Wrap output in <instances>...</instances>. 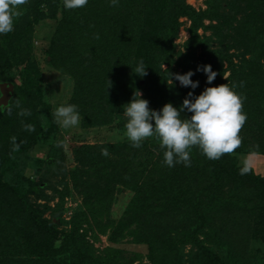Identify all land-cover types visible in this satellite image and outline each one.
<instances>
[{
    "label": "rangeland",
    "instance_id": "1",
    "mask_svg": "<svg viewBox=\"0 0 264 264\" xmlns=\"http://www.w3.org/2000/svg\"><path fill=\"white\" fill-rule=\"evenodd\" d=\"M58 1L60 5L62 0ZM151 1L150 10L155 12L148 16L159 19L141 38L139 49L144 51L156 44L157 29L164 25L165 14L157 10L164 7L168 24L175 14L172 0ZM176 4L188 9L178 19L176 37L162 53L167 61L163 63L167 64L159 65V70L153 61L150 63L152 74L158 76L162 72L159 76L163 79L154 85L155 110L159 111L167 103L174 107L182 105L192 89L180 86L169 74L182 75L191 70L195 73L191 79L196 81L206 75L196 71L198 66L202 69L203 59L217 73L211 87L214 83L230 86L229 79L235 81L240 73L257 75L259 84L264 85V26L260 17H255V11L264 12L263 0H176ZM22 10L24 13L15 22L20 27L30 12L25 5ZM60 19L58 11L55 19L39 22L33 29L30 44L25 36L13 35V31L0 38L3 45L0 59L6 63L0 65V117L8 108L12 110L7 119L0 118V137L3 143L7 142V148L0 153L3 186L0 192L6 206L12 205L17 193L23 191V199L61 231H70L75 215L84 212V217L76 221L82 236L78 248L102 258L107 251H112L113 264H152L151 258L156 264H217L219 261L211 263L209 254L224 264H264V181H260L264 179V155L248 151L210 160L198 148L191 150V157L199 167L206 166L212 175L230 180L229 186L222 190L226 195L213 205L214 209H223L224 214L217 216L218 220L231 224L225 228L227 235L223 237L224 245L220 246L217 243L222 241L218 242L217 235L209 237L212 232L218 234L214 225L211 229L209 225L202 228L193 236L197 245H191L188 226L193 220L191 204L177 203L168 193L137 201L135 193L128 189L111 187L104 191V197L85 196L75 190L72 170L78 165L75 152L80 147H116L130 143L124 135L126 117L123 114L95 127H83L82 117L78 126L69 129L54 122L52 113L58 105L71 103L75 84L72 76L50 67L53 61L47 56ZM18 46L20 52L16 49ZM21 59H29V63L16 68L14 64ZM128 77L136 81L142 76ZM127 95L133 97L132 92ZM22 109L30 112L23 116L24 120L18 114ZM183 115L190 118L191 113L185 110ZM28 125L34 131H29ZM143 144L160 146L156 137L146 139ZM258 159L263 162L260 170L255 165ZM244 169L247 171L242 174ZM104 174L110 175L109 170ZM31 190L43 192L45 198L37 199ZM180 221L183 225L179 229L183 226L185 229H178L174 234L175 224L180 225ZM147 235H152L154 255L144 240L149 239ZM184 235L187 236L178 246L177 240ZM201 248L208 252L202 253Z\"/></svg>",
    "mask_w": 264,
    "mask_h": 264
},
{
    "label": "trees",
    "instance_id": "2",
    "mask_svg": "<svg viewBox=\"0 0 264 264\" xmlns=\"http://www.w3.org/2000/svg\"><path fill=\"white\" fill-rule=\"evenodd\" d=\"M151 2L119 0L117 5H111L109 0H88L83 8L67 10L63 6V0L60 5L58 0H29L25 6L30 12L21 27L15 22L24 13L23 10L16 18L13 35L25 36L26 42L30 44L34 27L44 20L55 19L59 11L61 19L47 56L53 61L50 67L74 78L71 104L77 106L83 127L103 126L113 116L120 117L124 106L132 99L127 92H132L133 95L134 91L139 90L143 94L142 99L148 102L152 99L149 108H157L154 85L163 81L159 76L162 72H158V76L153 75L150 63L153 61L158 69L159 65L167 64L163 63L167 61L163 59L162 53L176 37L178 19L185 15L188 7L177 6L176 0H172L171 8L175 9V14L170 24L167 22L164 7L159 8L157 12L165 14L164 25L157 29L156 44L144 51L139 49L141 38L148 33V27L151 28L159 19L157 16H148L155 12L150 10ZM157 8L154 6V9ZM257 16L264 26V12L255 11V17ZM148 21L151 22L147 23ZM5 36L0 35V38ZM16 49L21 51L19 46ZM2 60L0 59V65L5 66L6 63ZM141 60L147 68L146 75L135 81L128 75H137L135 68ZM28 63L29 59H21L14 66L19 68ZM208 63V60L203 59L202 68ZM206 80V75L196 79L199 82L198 87L191 90L195 97L211 87ZM204 82L206 85H202ZM229 82L230 87L236 86V93L243 98L242 111L246 113L247 119L239 133L240 146L226 156L248 151L264 155V85L259 84L258 76L253 74L240 73L235 81L229 79ZM215 86V83L212 84V87ZM10 106L13 107L12 103ZM5 111V114H1V119H7L12 112L10 108ZM181 117L188 118L186 115ZM20 119L24 120L22 115ZM88 121L93 124H86ZM6 148L7 142L3 143V138L0 137V153L3 154ZM105 148L108 150L107 156L101 154ZM163 152L161 146L145 144L140 148H133L130 144L116 147L82 146L75 152L78 165L72 170L73 186L82 195L94 194L97 197H104V191L111 187L128 189L135 193L137 201L154 199L156 194L165 196L168 193L177 203L191 204L193 220L188 225L191 227V245H197L193 236L208 225L209 229L211 225L216 226L215 232L218 233L212 232L209 237L217 235L218 242L222 241L217 243L218 246L224 245L223 237L227 235L225 228L231 224L226 221L223 224L224 221L220 218L218 220L217 216L224 212L222 207L214 209L213 205L226 195L222 190L229 186V178L212 175L208 167H199L192 157L190 167L177 164L169 168L163 163ZM105 170H109L110 175L104 174ZM260 181L264 179L260 178ZM21 194L24 192L21 191ZM21 194L17 193L16 201L7 207L0 192V264H113L112 251H107L102 258L78 248L82 236L76 221L84 217V212L75 215L70 231H61L53 221L43 219ZM31 194L37 199L45 198L41 191L31 190ZM87 212L93 216L89 209ZM182 225L183 221H180V225L175 224L173 233ZM181 229L185 227L179 230ZM147 236L149 239L144 240L154 255L152 235ZM185 236L187 235L177 240L178 246L182 244ZM200 250L202 253L208 252L204 248ZM209 255L211 263L219 261L217 264H224L215 255ZM150 260L152 264H156L153 258Z\"/></svg>",
    "mask_w": 264,
    "mask_h": 264
},
{
    "label": "clouds",
    "instance_id": "3",
    "mask_svg": "<svg viewBox=\"0 0 264 264\" xmlns=\"http://www.w3.org/2000/svg\"><path fill=\"white\" fill-rule=\"evenodd\" d=\"M111 5H117L119 0H109ZM29 0H0V35H6L14 30V22L21 14L22 6ZM88 0H63L67 10L83 8ZM143 61H139L135 74L146 75ZM196 71L206 74L208 84L217 76L210 65H205ZM195 73L169 74L182 87L196 89L199 82L191 77ZM172 84V79H170ZM235 85L228 83L215 87H207L194 99L189 92L182 105L174 107L165 104L159 111L149 108V102L141 98L139 90L134 91L131 101L124 106L123 115L126 117L125 137L133 148H140L143 142L156 137L163 152V163L172 168L177 164L191 166V150L198 148L210 160H218L223 155L232 153L240 146V130L246 122L247 115L242 111L243 98L236 93ZM185 110L191 113L190 118H182ZM19 115H30L27 109H22ZM54 122L64 129L73 128L81 121L80 112L75 104L63 103L52 113ZM154 122V123H153ZM29 131H34L31 125ZM15 143V137H12ZM102 155L107 156L108 150L102 149ZM247 171V169L242 170Z\"/></svg>",
    "mask_w": 264,
    "mask_h": 264
},
{
    "label": "crops",
    "instance_id": "4",
    "mask_svg": "<svg viewBox=\"0 0 264 264\" xmlns=\"http://www.w3.org/2000/svg\"><path fill=\"white\" fill-rule=\"evenodd\" d=\"M261 159H258V162L255 164L256 165V168L257 169H262V167H263V162L262 161H260ZM257 164H258V166H257Z\"/></svg>",
    "mask_w": 264,
    "mask_h": 264
}]
</instances>
